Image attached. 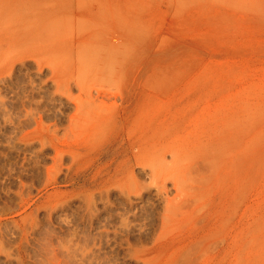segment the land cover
Wrapping results in <instances>:
<instances>
[{
    "label": "rangeland",
    "instance_id": "374dc122",
    "mask_svg": "<svg viewBox=\"0 0 264 264\" xmlns=\"http://www.w3.org/2000/svg\"><path fill=\"white\" fill-rule=\"evenodd\" d=\"M7 2L0 264H264V0Z\"/></svg>",
    "mask_w": 264,
    "mask_h": 264
},
{
    "label": "bare ground",
    "instance_id": "6f19581e",
    "mask_svg": "<svg viewBox=\"0 0 264 264\" xmlns=\"http://www.w3.org/2000/svg\"><path fill=\"white\" fill-rule=\"evenodd\" d=\"M9 1V0H8ZM3 3H5L4 5H1L0 6V23H1V26L0 27H2V25H4L3 27L5 28V29H9L11 26H12V24H13V22H14V20H15V18H14V16H13V7H6L5 5H6V3L7 4H9L8 2H7V0L6 1H4V2H2L1 4H3ZM11 4V3H10ZM9 4V5H10ZM13 4V3H12ZM21 5V4H20ZM19 4H18V6H20ZM25 5V4H24ZM8 6V5H7ZM10 6H12V5H10ZM22 6V5H21ZM1 7H5V9H3V8H1ZM16 7H17V5H16ZM11 8H12V13H11ZM4 11H3V10ZM20 14V13H19ZM19 16V15H18ZM18 16H17V18H18ZM17 20V19H16ZM15 20V21H16ZM24 20V19H23ZM18 21H19V19H18ZM17 22V21H16ZM22 22V21H21ZM21 22H20V24H21ZM88 21H85L84 23H83V25L85 24V26H84V28L86 27V25L88 24L87 23ZM22 25V24H21ZM23 26V25H22ZM20 27V26H19ZM88 27L91 29L92 27L90 26V25H88ZM87 27V28H88ZM21 28V27H20ZM86 29V28H85ZM89 29V30H90ZM93 29V28H92ZM91 29V30H92ZM94 30V29H93ZM15 31V30H14ZM24 31V30H23ZM26 31H27V29H26ZM88 31V30H87ZM16 32V31H15ZM13 33V32H12ZM22 35V34H21ZM29 36V35H28ZM30 37V36H29ZM118 37L119 36H117V35H113V37H112V39H115V40H117L118 39ZM30 39V38H29ZM106 38H103L102 40H105ZM111 39V40H112ZM101 43H99V45H106L107 43H109V42H104V41H100ZM4 44V43H3ZM13 71V70H12ZM9 75L11 76V71L9 70ZM104 75V73L103 72H100V73H98V74H96L95 76L97 77V80L100 82L98 85H95V87H92V86H89V85H87V84H85L84 82H85V80L86 79H81V80H78V82H76V84L77 85H79L78 87H79V89H80V95L77 97V98H72L71 97V95H67V97L69 98V99H71V100H74L73 102H74V104H75V107H76V110H77V112H76V115H79V113H83L86 117H88V118H90L91 120H94L95 118H97V119H101V118H105L106 116H110V117H112V116H114V117H116L117 118V116H119L120 117V115L122 114V117H120V118H122V119H125L126 121H127V119H126V117L124 116V115H126V114H128V113H131V115L132 116H134L133 118H132V121L133 122H136L138 119H140L141 118V115H143V110L139 107V108H137V106L139 105H134V107L133 108H131V105H128V106H123L122 107V109H120L117 105H110V104H108L107 102H106V98H111V97H115L116 99H121L122 101H125V99H127V95H130V98L131 97H133V95H135V93H134V91L132 92V91H123L122 89H118V91L115 93V94H113V93H109V92H107V90L106 89H104V84H103V82H106V81H108V79H109V76H103ZM10 76H8V74H7V77L8 78H12V77H10ZM1 78V77H0ZM6 78V77H5ZM5 78H1V79H4V80H6L7 81V79H5ZM9 80V79H8ZM3 81V80H2ZM2 83H4V82H2ZM59 85V84H58ZM58 87V86H57ZM69 87V86H68ZM60 87H58L57 89H59ZM1 89V88H0ZM68 89H70V88H68ZM84 97H87V99L85 98V100H84ZM1 98V97H0ZM100 98V99H99ZM97 99H99V100H97ZM2 101V100H1ZM121 101V102H122ZM4 105V104H3ZM183 107V106H182ZM181 108V107H180ZM174 109H176V108H174ZM144 111H146V110H144ZM175 113H176V111H174ZM27 113L30 115H32V113H33V109H31V110H29V111H27ZM179 114H181V113H179ZM75 115V116H76ZM75 116L74 117H72V119H74L75 118ZM172 117V116H171ZM175 117V116H174ZM182 117V116H181ZM183 120V119H182ZM138 134V133H137ZM118 134H115V137L117 136ZM131 135H132V132H131ZM142 135V134H141ZM135 138V139H134ZM141 138H144V137H142L141 136ZM139 138H137V140H138ZM136 140V136L135 137H133V135H132V139H130V141H124L123 142V144H127V146H128V148H137L138 150H141L142 149V146H144V144H141V143H139L140 141H137ZM143 142V141H142ZM59 155V154H58ZM60 156V155H59ZM58 156V157H59ZM160 161H157V163H159ZM157 163L156 164H154V162H153V164H152V170L153 171H155V167L157 166ZM156 165V166H155ZM159 165V164H158ZM70 168H68V170H69ZM175 184H177V182L175 181L174 182ZM109 190V189H108ZM101 192H103V191H101ZM105 192H107V191H105ZM108 192H111L110 190L108 191ZM109 194V193H108ZM133 206V204H131V207Z\"/></svg>",
    "mask_w": 264,
    "mask_h": 264
}]
</instances>
